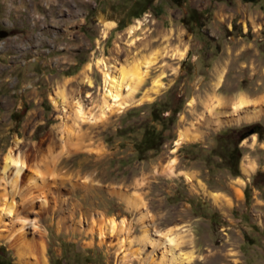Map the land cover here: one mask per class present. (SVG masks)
<instances>
[{
  "label": "rangeland",
  "instance_id": "obj_1",
  "mask_svg": "<svg viewBox=\"0 0 264 264\" xmlns=\"http://www.w3.org/2000/svg\"><path fill=\"white\" fill-rule=\"evenodd\" d=\"M138 3L0 0V31L7 32L0 38V198L15 204L12 214L0 211V261L162 264L171 244L161 234L170 230L174 253L195 252L190 264H264V0H155L159 16L149 8L134 18ZM138 20L141 29L129 37ZM109 21L115 27L107 34ZM165 48L186 52L163 57ZM156 53L135 103L101 118L102 69L94 66L90 85L81 77L87 65ZM159 78L164 87L155 91ZM69 79V105L56 108L51 96ZM243 94L248 105L233 113ZM215 96L220 108L210 114ZM76 99L83 122L73 114ZM152 129L161 137L147 149ZM182 131L198 141L176 145ZM17 138L29 165L15 189L3 161ZM171 160L177 174L167 169ZM142 212L155 245L142 241ZM110 218L126 219L128 228L102 240L98 229ZM23 221L24 241L17 234Z\"/></svg>",
  "mask_w": 264,
  "mask_h": 264
},
{
  "label": "bare ground",
  "instance_id": "obj_2",
  "mask_svg": "<svg viewBox=\"0 0 264 264\" xmlns=\"http://www.w3.org/2000/svg\"><path fill=\"white\" fill-rule=\"evenodd\" d=\"M143 24V21L138 20L135 24L131 25L127 29V33L129 37H133L137 31L141 29V26ZM106 26V33L108 34L114 27L115 22L109 21L105 23ZM132 44H136V41L133 40ZM185 50H182L180 48H176L174 50L165 48V53L162 55L169 56V57H175L182 59L185 55ZM161 54V53H159ZM158 53L150 56H144L142 59H139L137 61H130L127 60L126 62L118 63L114 60L107 58V57H100L96 60L95 63H90L87 65V67L82 71L81 77L83 82L89 83L91 85V80L89 77V74L92 72L94 66L101 68L105 83V91L104 96L102 100V104L100 106V117H106L112 114L113 112H121L126 107L130 106L131 104L135 103V94L139 88V86L142 84L147 70L156 64L159 61ZM223 74V73H222ZM72 81V79H69L65 83L59 85L51 96V102L56 107H62L64 110L68 107L69 101L68 96L66 95V89L68 84ZM221 82V75L219 74L217 77L216 86L218 87ZM164 87V83L162 81V78L157 79L154 82L153 90L158 91L159 89ZM249 103V100L245 94L241 95L233 104V113H237L240 110L244 109ZM191 104V103H190ZM193 104V102H192ZM221 99L218 96L212 97L209 100V103L206 105V110L211 114L213 112H216L217 108H220ZM71 105V104H70ZM72 107V106H71ZM74 115L76 121H84L85 115L83 112L82 104L80 99H76L75 103H73ZM34 113V112H33ZM32 113L29 114L28 120L25 123L24 127L26 128L29 125V121L31 120ZM82 121V122H83ZM71 132H69L70 134ZM198 136L195 135V133L182 131L180 134V138L176 145H180L183 142L186 141H198ZM21 141L19 138H17L14 145L9 148L7 151L5 157H4V163H3V172H11L10 174L13 175L12 178V187L17 188L18 181L22 178V175L26 169H28V165L26 164L27 161H25L24 155L21 152L22 146L20 144ZM175 160H171L167 166L168 171L172 172L173 174H177L175 170ZM188 181H193V177L190 174L185 175ZM28 184L30 186H35V180L34 177H29ZM19 187V186H18ZM11 194V193H10ZM217 197V196H216ZM127 202L131 206H137L138 208L143 205L141 200H138V198H135L132 195H126L125 196ZM1 199L0 203V211L2 214H12L15 209L14 202L10 203L7 199ZM46 203V198L43 201ZM142 222H143V233H142V241L145 245H155L159 239L155 237V234L153 233L151 229V223L149 216L142 212ZM26 221H23V225L17 230V234L19 235V239L24 241L26 238V233H24V226H26ZM128 228V222L126 219L123 220H116L114 218L106 219L102 226L98 229V234L102 240L107 238L109 235H113L117 231L127 229ZM25 229V228H24ZM183 233L191 237V234L189 233L188 229H183ZM164 235V238H167V241L171 244V252L170 256H166L163 258L165 261L162 262V264H190L195 258V252H191L189 254L185 255H177L174 253L175 246L172 245V242L174 241V238L171 236L173 235V231H167L162 233L161 236ZM16 235L7 234L4 237L7 238L10 242L15 239ZM127 245V242L122 241L121 247ZM45 262V260H44Z\"/></svg>",
  "mask_w": 264,
  "mask_h": 264
},
{
  "label": "trees",
  "instance_id": "obj_3",
  "mask_svg": "<svg viewBox=\"0 0 264 264\" xmlns=\"http://www.w3.org/2000/svg\"><path fill=\"white\" fill-rule=\"evenodd\" d=\"M155 0H139V6H140V8H139V11L138 12H136V13H134L133 14V17L134 18H139L140 16H141V14H143L144 12H146L149 8L151 9V10H153V13H154V15L157 17V16H159L161 13H162V11H161V9L160 8H158V10H155L156 8H154L153 7V2H154ZM173 2H174V4L175 5H177V6H180V5H182V3L185 1V0H172ZM220 1H226L227 2V0H220ZM243 3H252V4H254V3H256L257 2V0H241ZM228 3H230V2H228ZM194 15H199V13L196 11V10H191L190 11V14L188 15V17L191 19L192 18V22H194L195 24H197L198 25V22H197V20L196 19H194ZM182 23H184L185 24V20H183L182 21ZM158 112V113H157ZM154 113V117L155 118H157V117H159V114L160 113H162V112H160L159 113V110H156L155 112H153ZM166 120L164 119V122H165ZM156 135H158L157 137H161V134H158L157 132H156V130L155 129H152V130H150L149 132H148V134H147V136H148V140H149V142H147V149H154V147H155V137H156ZM232 153L231 154H234V153H238L239 152V150H238V148H237V146H235L234 148H233V150L231 151ZM238 156V155H237ZM235 174V176H238V172H235L234 173ZM245 196H246V200L248 201L249 200V194H248V192H246L245 193ZM1 263H5V264H13L11 261H0ZM53 264H60L59 262H53Z\"/></svg>",
  "mask_w": 264,
  "mask_h": 264
},
{
  "label": "water",
  "instance_id": "obj_4",
  "mask_svg": "<svg viewBox=\"0 0 264 264\" xmlns=\"http://www.w3.org/2000/svg\"><path fill=\"white\" fill-rule=\"evenodd\" d=\"M7 36V32L0 31V38Z\"/></svg>",
  "mask_w": 264,
  "mask_h": 264
}]
</instances>
